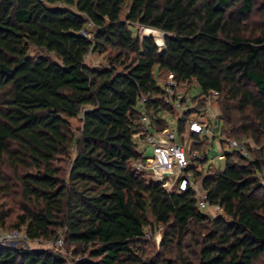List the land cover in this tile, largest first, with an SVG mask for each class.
<instances>
[{"label": "trees", "instance_id": "obj_1", "mask_svg": "<svg viewBox=\"0 0 264 264\" xmlns=\"http://www.w3.org/2000/svg\"><path fill=\"white\" fill-rule=\"evenodd\" d=\"M88 22L91 39L79 34ZM132 24L163 32L162 48ZM106 51L104 66L85 63ZM169 73L198 90L195 110L176 119L189 148L212 144L186 124L217 91L219 136L246 151L193 172L221 210L213 218L191 189L168 192L132 167L138 100L158 130L168 127L160 113L174 116L157 82ZM261 173L264 0H0V229L30 241L62 233L80 258L71 264H264ZM159 226L155 251L145 235ZM69 262L50 248L0 246V264Z\"/></svg>", "mask_w": 264, "mask_h": 264}, {"label": "built area", "instance_id": "obj_2", "mask_svg": "<svg viewBox=\"0 0 264 264\" xmlns=\"http://www.w3.org/2000/svg\"><path fill=\"white\" fill-rule=\"evenodd\" d=\"M94 26L88 22L85 27L80 30L79 34L88 39L92 38ZM160 86V85H159ZM161 99L167 104L177 119H180L186 111L195 110L196 105L191 102L192 95H189L186 88L178 84L171 73L164 77ZM217 91H209L204 96V107L200 113L191 116L187 121V129L189 132L199 136L200 138L211 140L214 146L220 152L219 155L209 158L210 148L212 144L206 146L201 153H197L190 148L182 145L180 138L185 134L179 135L177 131L165 128L158 130L156 122L148 115L145 106L146 97H141L138 102V111L140 112L138 123L140 125V135L136 137V144L139 151V159L132 163L135 170L145 171V177L148 181L160 183L168 192H184L191 189L197 197V207L202 211H209L212 217L219 216L221 210L217 205H208L205 200V193L196 183L197 179L193 172H200L206 167L201 165V160L207 159L208 168L211 162L223 160L222 141L227 145L229 150L239 151L240 155L246 157V151L242 144H237L231 140H225L219 136L218 115L214 114L212 106L216 105L218 99ZM260 183L264 185V173L258 175ZM210 209L213 212H210ZM2 232V231H0ZM22 235L28 240L23 232L12 230L0 233V246H6L5 239L18 238ZM65 236L60 233L53 241H43L38 239L42 245L51 247L53 251L61 253L64 247ZM67 258V257H66ZM77 257L74 261H79Z\"/></svg>", "mask_w": 264, "mask_h": 264}, {"label": "rangeland", "instance_id": "obj_3", "mask_svg": "<svg viewBox=\"0 0 264 264\" xmlns=\"http://www.w3.org/2000/svg\"><path fill=\"white\" fill-rule=\"evenodd\" d=\"M132 33H136L138 36L140 37H143L142 35H152L154 41H155V44L159 46V48L161 49L162 47V36H163V32L161 31H155L153 29H149V28H143L139 25H136V24H132L129 26ZM94 30V29H93ZM106 53H108V51L104 52L103 54H98L96 52H89L86 56H85V63L89 66H104L106 63H105V59H104V56L106 55ZM157 82H158V85H163V82H164V77L161 76L159 79L157 78ZM183 88L184 85H182ZM198 90L195 89V90H192L189 91V95H194ZM218 101V99H217ZM195 104V102L193 103ZM204 106V105H203ZM213 109H214V114L215 115H218L219 114V109L217 107V102H216V105L215 106H212ZM161 117L163 119L166 120L167 124H168V127L169 130H173L175 131L176 130V117H174L172 114L170 113H166V112H163V113H160ZM71 124H72V127H76L77 126V121L76 119H73L71 120ZM221 126L222 124H220V128H219V131L221 132ZM140 135V133H135L134 134V137H138ZM180 141L182 143V145H184L185 147L189 148V144H191V140L187 138V136L185 135L184 139L183 137L180 138ZM248 144H250L251 142L249 141H246ZM222 144V151L223 152H228V147L226 144L224 143H221ZM222 153V152H221ZM220 152L218 151L217 147L214 146V143H212V149L210 148V151H209V158H212L214 156H217L219 155ZM211 164V166L208 168V163H205L203 164L206 168H205V171L207 172L209 169H214V168H220L222 167V164L223 162L222 161H216L214 159V162H211L209 163ZM197 184L199 183V180L197 179L196 180ZM199 185V184H198ZM210 212H213L212 209H210ZM204 214L210 216L211 218H213L211 216V214L209 213V211H203ZM10 221L14 219V216H11L10 218ZM14 230V229H13ZM0 233H4V232H7V231H12V230H2L0 229ZM20 232H23V230H19ZM161 231H162V227L159 226V228H156L155 229V232L154 234H150V231L146 230V235H145V238L146 240L149 239L151 240L153 243L152 246L154 247V250L155 251H159L160 250V247H159V242H160V238H161ZM153 238H152V236ZM6 243H4L7 247H17V248H23V249H30V248H33V249H39V248H46L47 245H42L41 243H39L38 241L36 240H26L25 238L22 237V235H20V237L18 238H10V239H5L4 240ZM143 242L141 243V246H142ZM146 246V245H145ZM48 248V247H47ZM51 249V247H49ZM145 249V248H144ZM148 251V250H147ZM148 253V252H147ZM61 254L64 256V257H67V259L70 261L68 264H71L72 261H74L75 258L79 257V256H73L72 253H71V249L67 250L65 247H63V249H61Z\"/></svg>", "mask_w": 264, "mask_h": 264}, {"label": "water", "instance_id": "obj_4", "mask_svg": "<svg viewBox=\"0 0 264 264\" xmlns=\"http://www.w3.org/2000/svg\"><path fill=\"white\" fill-rule=\"evenodd\" d=\"M143 37H145V36H150V37H153L152 35H142ZM162 40V39H161Z\"/></svg>", "mask_w": 264, "mask_h": 264}]
</instances>
